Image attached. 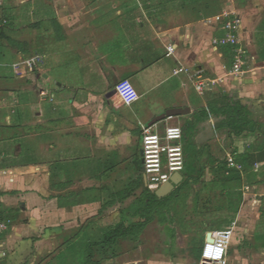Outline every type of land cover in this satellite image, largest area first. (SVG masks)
Listing matches in <instances>:
<instances>
[{"label":"crops","instance_id":"0c3cea01","mask_svg":"<svg viewBox=\"0 0 264 264\" xmlns=\"http://www.w3.org/2000/svg\"><path fill=\"white\" fill-rule=\"evenodd\" d=\"M5 1L0 0V21L4 12L9 16L0 36V220L9 217L12 224L0 234V264H127L126 251L145 248L142 236L152 222L137 238L119 240L112 248L121 252L114 258H103L102 239L110 226L142 220L148 187L140 123L149 125L169 109H190L152 127L163 133L179 125L196 152L225 145L218 131L223 118L210 114L194 127L195 114L241 104L264 125V0ZM225 12L242 19L247 57L240 77L230 72L233 49L213 45L225 35L216 22ZM181 68L185 72L176 75ZM121 80L131 81L140 95L131 106L112 95ZM260 137L245 132L234 139V153L227 151L241 167L235 169L244 181L243 202L238 212L226 209L229 224H207L203 241L211 232L232 229L230 251L241 230L247 240L253 236L259 244H250L251 257L239 247L231 264H264ZM182 143L185 148L184 138ZM248 150L257 161L236 162ZM214 169L207 165L202 181H213ZM253 173L259 182L250 184ZM213 192L219 191L204 192L199 200ZM254 214L262 221L256 227L249 226ZM89 250L95 252L92 261Z\"/></svg>","mask_w":264,"mask_h":264},{"label":"trees","instance_id":"16d2710c","mask_svg":"<svg viewBox=\"0 0 264 264\" xmlns=\"http://www.w3.org/2000/svg\"><path fill=\"white\" fill-rule=\"evenodd\" d=\"M8 14L3 13L2 19L0 21V36L3 35L1 30L2 26H7L8 24ZM6 18V23L3 22ZM210 114L220 116L223 118L222 122L218 126L219 133L223 136L224 147H217L206 149L204 151L196 152L190 149L188 146L189 136L186 131L183 130L185 139V168H184V180L176 188V190L168 197L158 198L155 193L148 189L147 194L144 198V206L141 209L142 220L139 223L127 224V221H121L114 226H110L108 231L104 233L102 243L107 247L104 248L101 253L103 258H114L117 256L118 251L112 248L117 245V242L121 239H133L137 238L147 227V225L154 220V213L156 212L162 222L164 218L163 211L168 209L171 200L180 194L182 191L193 187L194 184H200L201 188L198 191V196L204 192L219 191L227 199V208L233 212H238L242 202H243V192L244 187L243 177L241 171L237 169H229L228 159L226 157L227 151H234L232 146L234 145V139L241 137L245 132L249 134H257L261 132L259 147L257 150L261 151V158L259 160H264V125L256 122L252 118V114L241 104H232L224 107L223 109L213 108L208 111H203L199 114H195L191 126L198 125L201 120L207 119ZM254 151H256L254 149ZM248 150L246 155L242 159L237 158L238 163H248L249 165L255 163L257 160L255 156L251 153L254 152ZM234 153V152H233ZM208 158L207 165L214 169L216 174L215 179L211 182L202 181L204 178V173L206 171V166L202 165V160ZM245 163V164H246ZM243 165V164H242ZM245 168V167H243ZM197 196V197H198ZM198 197V200H199ZM164 220V219H163ZM193 256L197 260H201V251L199 249H194ZM89 259L95 257V252L89 250ZM99 264V263H93Z\"/></svg>","mask_w":264,"mask_h":264},{"label":"rangeland","instance_id":"374dc122","mask_svg":"<svg viewBox=\"0 0 264 264\" xmlns=\"http://www.w3.org/2000/svg\"><path fill=\"white\" fill-rule=\"evenodd\" d=\"M12 2L13 0L5 1L6 5H10ZM18 4H16V7L20 6ZM13 5H15L14 2ZM164 126L165 123L161 125V127ZM184 173L182 174L184 175ZM205 177L209 178V173H206ZM247 181L250 184L257 182V174L248 175ZM200 187V184L195 185L175 196L171 204H168L170 205L169 208L163 211L164 220L162 219V222L158 215L155 216L142 236V246L145 248L142 251H134L132 248L127 250V264L131 263L129 260L136 261L138 257H140L138 264H149V261L152 264H202L201 260H197L193 256L192 251L194 249L201 251L205 233L208 230L207 224L214 226L227 225L231 218L227 214V203L221 192H213L210 197H203L199 202L197 196ZM255 191L257 192L256 189L253 192L255 193ZM6 219H9L11 225L12 219L9 217H6ZM250 219L249 226L256 227L262 222H259L255 214ZM241 228H243V225H241ZM247 237L248 235L241 230L237 242L238 246L233 244L230 248L228 264H231L234 260L233 257H235L239 247L242 256L251 257L249 256L250 244L257 246L259 243L252 238L253 236H249L251 237L250 240H247ZM117 251L118 256L121 250ZM251 264L253 263L251 262Z\"/></svg>","mask_w":264,"mask_h":264},{"label":"built area","instance_id":"2783aa9c","mask_svg":"<svg viewBox=\"0 0 264 264\" xmlns=\"http://www.w3.org/2000/svg\"><path fill=\"white\" fill-rule=\"evenodd\" d=\"M216 22L221 25L225 35L213 40L217 48L231 47L234 53V65L230 71L236 77L245 73L247 52L241 46L240 32L242 19L228 12L216 17ZM168 54L174 52V46L167 47ZM35 60V59H33ZM39 59H37L38 61ZM185 72V69H176V75ZM204 84L200 83L199 90H203ZM115 95L122 105L131 106L140 99V95L129 80L119 81L115 87ZM142 131V161L143 174L149 190L156 192L173 177L183 173L185 168V152L183 147V129L177 125H169L163 133L154 130L147 124L140 123ZM230 168L240 169L235 163L232 155L228 156ZM258 167V165H256ZM249 190V188H247ZM256 189V188H255ZM264 197V191L261 194ZM9 220H0V234L9 229ZM233 230L211 232L213 239H206L201 249V263L206 264H228V253L233 239Z\"/></svg>","mask_w":264,"mask_h":264},{"label":"water","instance_id":"95a60500","mask_svg":"<svg viewBox=\"0 0 264 264\" xmlns=\"http://www.w3.org/2000/svg\"><path fill=\"white\" fill-rule=\"evenodd\" d=\"M115 94V90H113L112 95ZM190 113V109H182V108H174V109H169L168 111H166L165 113L159 115L158 117H156L153 121H151L149 123V127H152L160 122L166 121L167 119H171L174 117H178L181 115H186ZM183 181V175L178 174L175 177H173V179L166 184L165 186H163L162 188H160L158 191H156V195L158 198H164L168 195H170L176 186H178L181 182ZM211 233L208 234L207 239H210Z\"/></svg>","mask_w":264,"mask_h":264}]
</instances>
